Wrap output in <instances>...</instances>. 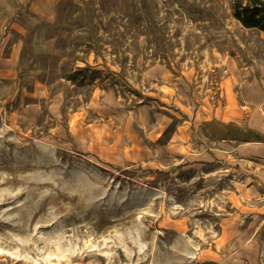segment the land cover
<instances>
[{
    "label": "rangeland",
    "instance_id": "374dc122",
    "mask_svg": "<svg viewBox=\"0 0 264 264\" xmlns=\"http://www.w3.org/2000/svg\"><path fill=\"white\" fill-rule=\"evenodd\" d=\"M233 3L58 0L0 25V264H264V158L192 154L264 90V31Z\"/></svg>",
    "mask_w": 264,
    "mask_h": 264
},
{
    "label": "crops",
    "instance_id": "0c3cea01",
    "mask_svg": "<svg viewBox=\"0 0 264 264\" xmlns=\"http://www.w3.org/2000/svg\"><path fill=\"white\" fill-rule=\"evenodd\" d=\"M58 0H0V25L11 20L12 26L20 27L23 32L26 28L20 24L23 12L29 10L36 16L45 19L52 18ZM6 42V41H5ZM6 45V43H5ZM16 43H11V55L4 56V45L0 46V58L3 66L11 63L12 69L17 65L18 55ZM4 71V69H0ZM243 102L235 98L225 106L217 108L203 121L209 135L218 140L219 146L207 147L197 150L192 154H198L201 159H211L215 155H224L238 152L247 157L264 158V90L251 88L249 85L243 94ZM202 123V124H204ZM177 137H173L169 147L181 144L176 143ZM225 144H229L224 146ZM191 148V144L184 145ZM190 152V151H189Z\"/></svg>",
    "mask_w": 264,
    "mask_h": 264
},
{
    "label": "trees",
    "instance_id": "16d2710c",
    "mask_svg": "<svg viewBox=\"0 0 264 264\" xmlns=\"http://www.w3.org/2000/svg\"><path fill=\"white\" fill-rule=\"evenodd\" d=\"M233 12L245 27L264 31V0H234Z\"/></svg>",
    "mask_w": 264,
    "mask_h": 264
}]
</instances>
